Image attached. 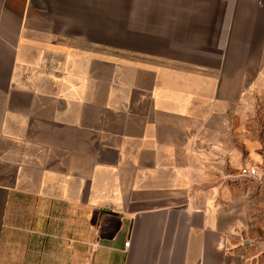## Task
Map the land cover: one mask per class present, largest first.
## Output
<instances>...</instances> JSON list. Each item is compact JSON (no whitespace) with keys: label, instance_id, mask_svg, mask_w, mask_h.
<instances>
[{"label":"crops","instance_id":"obj_1","mask_svg":"<svg viewBox=\"0 0 264 264\" xmlns=\"http://www.w3.org/2000/svg\"><path fill=\"white\" fill-rule=\"evenodd\" d=\"M262 71L264 0H0V264H250Z\"/></svg>","mask_w":264,"mask_h":264},{"label":"rangeland","instance_id":"obj_2","mask_svg":"<svg viewBox=\"0 0 264 264\" xmlns=\"http://www.w3.org/2000/svg\"><path fill=\"white\" fill-rule=\"evenodd\" d=\"M244 104L242 122L248 139L257 140L261 146L257 152L264 155V71L255 74ZM249 156V154H248ZM251 162L247 164H255ZM232 177L235 185L231 200L236 213L237 231L250 264H264V183L256 179Z\"/></svg>","mask_w":264,"mask_h":264},{"label":"built area","instance_id":"obj_3","mask_svg":"<svg viewBox=\"0 0 264 264\" xmlns=\"http://www.w3.org/2000/svg\"><path fill=\"white\" fill-rule=\"evenodd\" d=\"M239 176L245 179H256L264 183V164H244L239 168ZM130 241L125 243L128 247Z\"/></svg>","mask_w":264,"mask_h":264}]
</instances>
